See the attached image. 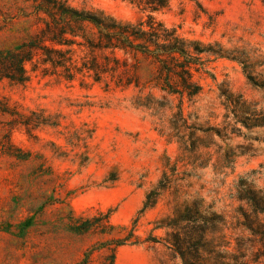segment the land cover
<instances>
[{"label": "rangeland", "instance_id": "374dc122", "mask_svg": "<svg viewBox=\"0 0 264 264\" xmlns=\"http://www.w3.org/2000/svg\"><path fill=\"white\" fill-rule=\"evenodd\" d=\"M63 1L135 26L152 18L181 38L219 45L264 83V0H168L157 13L132 0ZM42 25L31 2L0 0V50ZM71 50L81 69L88 51ZM116 57L122 65L102 83L86 71L69 80L40 56L26 64L25 84L0 80V110L13 115L0 111V264H182L154 224L195 201L221 216L230 251L252 264L259 247L240 227L249 210L237 186L244 180L264 189V128L250 127L264 114V89L241 64L211 58L208 75L194 76L201 95L180 113L178 99L152 82L149 60ZM221 91L238 102L226 104ZM164 176L167 189L139 217L135 240L115 249L111 242L130 231ZM93 219L94 228L78 230ZM149 235L160 243H144Z\"/></svg>", "mask_w": 264, "mask_h": 264}, {"label": "trees", "instance_id": "16d2710c", "mask_svg": "<svg viewBox=\"0 0 264 264\" xmlns=\"http://www.w3.org/2000/svg\"><path fill=\"white\" fill-rule=\"evenodd\" d=\"M26 1L32 3V10L43 25L26 42L12 49L0 50V80L25 84L29 80L26 64L40 56L54 69L65 68L69 80L75 74L81 75L86 71L96 83H102L106 74L120 68L123 62L116 57V53H122L133 59L149 60L155 66L152 82L159 85L166 97L178 99L180 113L185 100L194 103L201 95L203 86L194 76L200 73L208 75L206 69L211 58H225L241 64L247 80L264 89V83L258 85L247 72L248 68L242 58L231 57L219 45L207 46L199 41L181 38L175 30L152 18L135 26L117 21L114 17L92 8L78 9L63 0ZM132 3L150 9L152 13L168 8V0H132ZM74 46L87 50L90 56L81 69L77 68L72 57L67 56L71 55V47ZM62 48L70 49L64 52ZM111 78L115 80L114 76ZM116 82L123 83L121 79ZM131 84L133 83L129 80L123 86ZM220 95L231 106L238 102L228 92L221 91ZM0 111L3 115L13 116L8 110ZM255 120L250 127L263 129L264 114L259 113ZM242 124L245 127L248 125ZM165 189L166 176L145 196L142 209L133 221L130 231L123 239L111 242L115 249L124 245L125 241L134 239L133 233L139 217L155 207L158 197ZM237 189L238 200L246 204L249 210L242 214L240 227L250 234L251 241H248L251 245L259 247L250 261L252 264H264V189L253 188L244 180L240 181ZM95 221L93 219L82 222L78 230L89 231L97 225ZM154 225V230L165 229L167 233L163 242L182 264H242L240 262L244 257L231 252L229 243L222 237L224 222L221 216L204 211L196 201ZM143 242L157 244L160 239L149 235ZM87 258L88 254L83 263H86ZM110 261L112 263V257Z\"/></svg>", "mask_w": 264, "mask_h": 264}]
</instances>
